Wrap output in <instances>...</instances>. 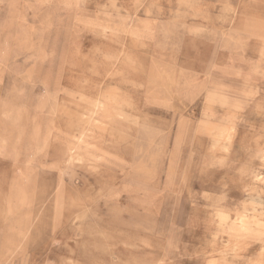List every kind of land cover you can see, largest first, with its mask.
Returning a JSON list of instances; mask_svg holds the SVG:
<instances>
[{
	"label": "rangeland",
	"instance_id": "374dc122",
	"mask_svg": "<svg viewBox=\"0 0 264 264\" xmlns=\"http://www.w3.org/2000/svg\"><path fill=\"white\" fill-rule=\"evenodd\" d=\"M262 82L264 0H0V264L264 260L218 217Z\"/></svg>",
	"mask_w": 264,
	"mask_h": 264
},
{
	"label": "bare ground",
	"instance_id": "6f19581e",
	"mask_svg": "<svg viewBox=\"0 0 264 264\" xmlns=\"http://www.w3.org/2000/svg\"><path fill=\"white\" fill-rule=\"evenodd\" d=\"M262 83L264 84V82ZM257 87H259V85ZM255 99H258L259 110L264 111V95H261L260 92L256 90L254 96L248 101H254ZM210 103H211L210 104L211 113H214L213 110L215 109L218 103L222 105H225V104L229 105L228 101H224V100L222 101V99L219 98L215 94H211ZM98 105H100V103ZM240 107H241L240 103H237L235 105V108L239 109ZM98 112H96L97 115H98ZM211 115L214 117V114H211ZM229 120H228V123H230V125H227V127H220V129L216 131L214 136H212L213 141H214V147H213L214 150L218 149L223 152H227L229 147L232 146L231 143L230 144L228 143H229V140L231 142V139L234 136V134L232 133V130L234 127L231 126L232 120L230 118ZM260 137L262 138V136ZM260 137L258 134V137H255V136L253 138L248 137L247 139L239 138L237 140L245 147V153H250V158H251L250 165L252 166L250 168L252 171H245L244 169L240 170L239 172L240 177H239V180L235 182L236 183L235 188L237 189L244 188L246 193L248 192L249 194L252 193L254 190H256V188L260 187V184L264 186V140L260 139ZM224 139L227 141V143L225 145H222L221 147V142H222L221 140H224ZM76 148L77 147L75 146L71 148V154L69 158L70 160L75 159L74 154H75ZM257 161L259 163H257ZM244 178H249L250 183L245 184L243 182ZM254 197H252L250 205L244 206L242 210L235 211V213H233V210L221 211L218 213V217L221 221V224L225 226L224 227L225 231L227 232V234H229V237H231V239H233V237L237 239L248 238L255 242H262V243L264 242V200L261 197H259L258 199ZM233 248L234 250H236V248H238V244H234ZM255 264H264V263L258 261Z\"/></svg>",
	"mask_w": 264,
	"mask_h": 264
},
{
	"label": "crops",
	"instance_id": "0c3cea01",
	"mask_svg": "<svg viewBox=\"0 0 264 264\" xmlns=\"http://www.w3.org/2000/svg\"><path fill=\"white\" fill-rule=\"evenodd\" d=\"M235 193H239L238 194V196L239 197H242V195H244L243 193H246V191H245V189L244 188H239V189H237V188H235V191H234ZM237 211H239V210H237ZM263 250H264V248H262ZM261 252V251H260ZM262 254H263V252H261ZM244 261V260H243ZM263 262L264 263V260H261V259H258V260H254V261H252V260H247L246 261V263L245 264H255L256 262ZM215 264V263H214Z\"/></svg>",
	"mask_w": 264,
	"mask_h": 264
}]
</instances>
